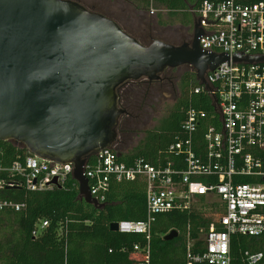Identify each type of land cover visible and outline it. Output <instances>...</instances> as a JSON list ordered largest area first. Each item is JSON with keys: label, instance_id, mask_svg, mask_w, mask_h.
I'll use <instances>...</instances> for the list:
<instances>
[{"label": "built area", "instance_id": "built-area-1", "mask_svg": "<svg viewBox=\"0 0 264 264\" xmlns=\"http://www.w3.org/2000/svg\"><path fill=\"white\" fill-rule=\"evenodd\" d=\"M155 12L151 9L149 14ZM191 13L203 30L198 41L201 49L229 58L236 52L264 56V2L203 1ZM204 81L212 92L206 84L198 83L191 93L208 99L210 110L187 108L181 137L168 149L176 156L175 162L155 167L135 161L126 167L109 148L90 158L84 167L90 194L101 204L112 178L145 183V220L116 223L117 232L146 239L144 246L133 247L131 258L136 264H150L149 240L156 217L188 211L201 205L200 200L202 206L214 209L218 222L202 236V250L188 253L187 264H230L231 235L257 237L264 233V63L229 59V66L221 63L205 74ZM72 171L71 164H56L26 153L0 167V190L51 189L56 187L54 179L62 186L72 178ZM240 178L259 183H239ZM22 208V204L0 201V211L19 212ZM47 226V221L40 222L32 235ZM263 258L262 253L246 255L245 264H261Z\"/></svg>", "mask_w": 264, "mask_h": 264}, {"label": "water", "instance_id": "water-1", "mask_svg": "<svg viewBox=\"0 0 264 264\" xmlns=\"http://www.w3.org/2000/svg\"><path fill=\"white\" fill-rule=\"evenodd\" d=\"M192 35L191 44L153 40L142 45L114 20L77 2L0 0V142L45 161L71 164L79 198L104 208L90 194L84 167L117 139L125 114L118 106L123 84L156 81L167 69L188 66L205 85V74L223 62L229 66V59L264 63V56L236 52L229 58L201 49L197 20ZM52 184L61 188L56 179ZM109 229L117 232V224ZM176 236L172 231L164 240Z\"/></svg>", "mask_w": 264, "mask_h": 264}, {"label": "trees", "instance_id": "trees-1", "mask_svg": "<svg viewBox=\"0 0 264 264\" xmlns=\"http://www.w3.org/2000/svg\"><path fill=\"white\" fill-rule=\"evenodd\" d=\"M120 1L126 5H137L139 12L145 14L153 8L157 25L166 28L176 22L180 26H190L196 18L191 11L197 10L203 1L216 4L226 0ZM234 2L250 5L264 0ZM150 25L149 21L147 26ZM119 27L140 44L146 45ZM154 84L151 83L152 86ZM197 84L194 72H187L180 82L173 83L175 103L167 111L166 117L155 128L144 131L140 140L128 151L117 147L119 140L123 134L136 135L135 123L140 117L138 114L149 102L147 94L151 88L146 81H137L127 82L118 89V106L125 114L119 119L117 139L111 149L120 163L131 167L135 161H142L163 167L177 160L174 154L168 153V149L181 137L187 108L210 110L208 99L191 93ZM0 150V167H7L18 156L26 154L12 143L0 142ZM239 183L259 182L240 178ZM0 201L24 205L19 212L11 209L0 211V264H136L131 258L133 247L147 243L143 235L121 234L109 229L112 223L145 220L146 186L142 180L118 182L110 179L102 209L79 198L78 184L72 178L61 188L39 192L4 187L0 190ZM202 202L200 200L201 207ZM42 221H47L48 226L33 236V231ZM217 222L218 215L214 209L206 212L196 206L188 211L158 215L151 227L150 264H187L188 253L195 254L202 250V236ZM172 231L177 232V236L165 241V236ZM256 253L264 256V233L257 237L230 236V264H245L246 255ZM261 264H264V258Z\"/></svg>", "mask_w": 264, "mask_h": 264}, {"label": "rangeland", "instance_id": "rangeland-1", "mask_svg": "<svg viewBox=\"0 0 264 264\" xmlns=\"http://www.w3.org/2000/svg\"><path fill=\"white\" fill-rule=\"evenodd\" d=\"M73 2H77L80 5L84 6L86 9H94V12L100 13L102 15H105L107 17H110L114 20H116L119 25L129 34L135 36L138 38L142 43L148 45L150 44V41L147 38L142 37L138 31H136L137 24H140L141 21L138 18L139 14L134 13L131 8L128 10H125L124 12H119V4L118 0H70ZM153 9V8H152ZM146 18L150 20L151 24L154 26V23L156 22V12L154 15L145 14ZM126 16V17H125ZM140 22V23H139ZM141 26L145 29H148L146 20L145 22L142 21ZM180 26L179 23H175L172 25V27H175L176 29ZM158 37L163 39L164 41L170 42L172 44H175L176 46L179 45V43L182 41V38L180 34H159ZM173 70V76L176 77L180 74L190 72V68H187V66H181ZM194 72V71H193ZM172 92H168L166 89L163 93V96H156V94H153L150 99L148 97V104L146 107L141 111V114H138V117H140L136 120V135H126L123 134L120 138V144L117 146L119 149L123 151L131 150L132 147L136 145L138 140L142 137V134L144 131L151 130L155 128L161 120H163L166 115L167 111L171 108L173 105V99H172ZM196 207H200L203 211L209 212L211 209L209 206H203L196 205Z\"/></svg>", "mask_w": 264, "mask_h": 264}, {"label": "flooded vegetation", "instance_id": "flooded-vegetation-1", "mask_svg": "<svg viewBox=\"0 0 264 264\" xmlns=\"http://www.w3.org/2000/svg\"><path fill=\"white\" fill-rule=\"evenodd\" d=\"M118 3H120L119 6H118L119 7V12H124L125 10H128L129 8H131L134 13H138L139 14L138 18L140 19L141 23H143L142 21L145 22V20H146V22L149 23L150 20H148V18H146L145 13L139 12V10L137 8V5H131V4L126 5V4L122 3L120 0H118ZM88 10L94 11V9H92V8H90ZM141 23L137 24L136 31H138L140 33V35H142V37L147 38L149 41L160 40V41H163L165 43H169L167 41H164L160 37H158V35L159 34H171V33L177 34L178 33V34H180V36L182 38V41L179 43V45H182L184 43L191 44V42H192V38H193V35H192V24H193V22L188 27L179 26L177 29L175 27H172V26H169V27H166V28L160 27V26L157 25L156 22L154 23V26L151 24L150 26H147L148 29H145V28H143L141 26ZM169 44H172V43H169ZM172 45H175V44H172ZM187 68H190V67L187 66ZM190 70H191L190 73H193V69L190 68ZM186 73H183V74H180V75L174 77L172 75L173 74V70L172 69H167V70H165L163 73H161L159 75V79L156 80V81L149 82V81L144 80V79L140 80V81H143V82L146 81L148 86H149V88H151V90L147 94V96H149V99H150V97L153 94H156V96H161V95L163 96L164 91L167 89L168 92L169 91L172 92V97H173L172 99L174 100L173 102L175 103L174 88L172 87V85H173V83L180 82L181 79L183 78V76ZM153 82L155 84L152 86L151 83H153Z\"/></svg>", "mask_w": 264, "mask_h": 264}, {"label": "crops", "instance_id": "crops-1", "mask_svg": "<svg viewBox=\"0 0 264 264\" xmlns=\"http://www.w3.org/2000/svg\"><path fill=\"white\" fill-rule=\"evenodd\" d=\"M170 43V42H169Z\"/></svg>", "mask_w": 264, "mask_h": 264}]
</instances>
